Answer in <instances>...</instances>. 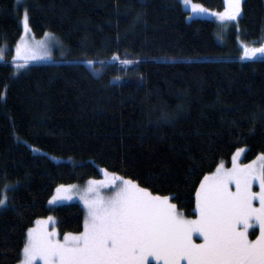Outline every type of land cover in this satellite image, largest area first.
<instances>
[{
	"label": "trees",
	"instance_id": "16d2710c",
	"mask_svg": "<svg viewBox=\"0 0 264 264\" xmlns=\"http://www.w3.org/2000/svg\"><path fill=\"white\" fill-rule=\"evenodd\" d=\"M25 7L33 34L56 33L63 55L17 72ZM233 23L188 19L179 0H0V264L17 263L38 218L83 230L80 203L48 204L60 184L107 168L193 216L204 174L239 147L249 160L264 152V56L237 53L239 41L264 43V0H242Z\"/></svg>",
	"mask_w": 264,
	"mask_h": 264
},
{
	"label": "snow or ice",
	"instance_id": "6c2138e0",
	"mask_svg": "<svg viewBox=\"0 0 264 264\" xmlns=\"http://www.w3.org/2000/svg\"><path fill=\"white\" fill-rule=\"evenodd\" d=\"M190 2L184 0L186 5ZM225 5L215 16L238 24L242 0H225ZM191 8L194 13L211 11L202 4H191ZM29 18L25 7L24 34L12 57L17 72L29 60L51 55L49 48L55 43L30 41ZM258 54L264 56V43L259 47L243 44L242 59ZM4 56L0 48V60ZM164 119L171 117L165 114ZM241 151L233 155L231 167L221 161L203 175L195 191L198 214L193 216L178 208L173 194L154 192L107 168L103 179L90 178L83 188L58 185L50 203L78 196L86 212L83 230L61 233L56 217L38 218L27 229L17 264H264V152L242 164ZM257 184L258 191L254 190ZM11 188L15 190L14 185ZM7 202L6 195L0 198V206ZM257 228L258 234L250 238V229L255 232Z\"/></svg>",
	"mask_w": 264,
	"mask_h": 264
},
{
	"label": "rangeland",
	"instance_id": "374dc122",
	"mask_svg": "<svg viewBox=\"0 0 264 264\" xmlns=\"http://www.w3.org/2000/svg\"><path fill=\"white\" fill-rule=\"evenodd\" d=\"M25 0H17V2L18 3H23ZM180 2H181V4H182V6L188 11V19H192V18H194V17H205V18H210V19H213L214 21H216L217 22V24H218V26L220 25L221 27H223L224 29H229L230 27H232L233 26V22H231V23H229V22H223V21H220L219 20V18L218 17H216L215 16V13L216 12H218V11H223L224 10V8L223 9H221V10H218V9H210V8H207V7H205L206 9H210L211 11L210 12H207V13H194L193 11H192V8H191V4H200V3H198V2H195L194 0H191V2H190V4H185L184 3V0H179ZM23 16V15H22ZM21 20H22V18H21ZM31 28V27H30ZM46 33L47 34H51V35H46ZM42 37H36L34 34H33V32H32V30H31V35H29V37H28V39L30 40V41H33V40H36V41H39V40H45V41H49V42H52V41H55V43L54 44H52V46L49 48V51H50V53H51V55H49V56H47V57H41V58H38V59H34V60H29V62L30 61H36V60H46V59H52V58H55V57H60V56H62L63 55V50H62V45H61V41H60V39H59V37H58V35L56 34V33H54V32H52V31H47ZM24 33H23V24H22V34H21V36L23 35ZM220 40V39H219ZM19 41H20V38H19V40H18V42L17 43H19ZM221 41V40H220ZM241 42H243V41H239L238 42V44H237V46H238V48H239V52L237 51V53L239 54V55H242V52H243V44H245L244 42L243 43H241ZM259 47V46H258ZM258 55H260V54H258ZM257 55V56H258ZM14 56H15V54H14ZM13 56V57H14ZM27 67V65H25L23 68H21V69H24V68H26ZM238 149H240V150H242L241 151V153H240V156H239V162L240 163H248L249 161H251V160H253V159H255V158H253V159H246L245 158V150H246V148L245 147H239V148H237L234 152H233V154H232V156H231V159H230V162H228V161H223L224 162V165H225V167H231L232 166V158H233V155L234 154H236V152H237V150ZM215 170V169H214ZM213 170V171H214ZM104 178V175L102 176V177H98V178H91V179H103ZM126 178V177H125ZM89 180V179H88ZM88 180H86L85 182H81V183H69V184H64V185H70V184H72V185H78V186H80L81 188H83L85 185H86V183H87V181ZM61 185V184H60ZM109 188H111V186H108ZM254 190H256V191H258L259 190V188H258V184L257 185H254ZM54 194H55V192H54ZM53 194V195H54ZM52 195V196H53ZM51 196V197H52ZM50 200H51V198L49 199V201H48V204L49 205H51V206H55V205H59V204H63V203H70V202H78V203H80L81 205H82V207L84 208V205H83V201L82 200H80V198L78 197V196H73L72 197V199L71 200H67V199H62V200H59V201H57V202H54V203H50ZM84 210H85V208H84ZM85 214H86V212H85ZM198 214V213H197ZM196 214V215H197ZM51 216H53V215H51ZM188 216V215H187ZM47 217V216H46ZM33 227V226H32ZM258 229V228H257ZM251 230L252 229H250V238H252L251 237ZM256 234H258V232L256 233ZM255 238V237H254ZM254 238H252V239H254ZM17 264V263H16ZM38 264H43V262L42 261H38ZM153 264H156V262H153Z\"/></svg>",
	"mask_w": 264,
	"mask_h": 264
},
{
	"label": "crops",
	"instance_id": "0c3cea01",
	"mask_svg": "<svg viewBox=\"0 0 264 264\" xmlns=\"http://www.w3.org/2000/svg\"><path fill=\"white\" fill-rule=\"evenodd\" d=\"M34 226V225H33ZM52 225H49V227H51ZM56 227H57V223H56V225H55Z\"/></svg>",
	"mask_w": 264,
	"mask_h": 264
},
{
	"label": "bare ground",
	"instance_id": "6f19581e",
	"mask_svg": "<svg viewBox=\"0 0 264 264\" xmlns=\"http://www.w3.org/2000/svg\"><path fill=\"white\" fill-rule=\"evenodd\" d=\"M14 261V260H13Z\"/></svg>",
	"mask_w": 264,
	"mask_h": 264
}]
</instances>
